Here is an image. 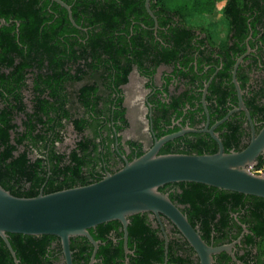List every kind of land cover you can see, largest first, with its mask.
I'll return each mask as SVG.
<instances>
[{
    "label": "trees",
    "instance_id": "obj_1",
    "mask_svg": "<svg viewBox=\"0 0 264 264\" xmlns=\"http://www.w3.org/2000/svg\"><path fill=\"white\" fill-rule=\"evenodd\" d=\"M62 1L70 6L79 28L71 24L67 10L51 0H0V19L11 21L9 25L0 24V185L16 197H34L41 189L48 194L100 180L99 169L109 163L113 153L109 144H113L114 139L108 138L112 133L110 128L97 120L105 110L97 108L101 101L97 96L98 84L86 82L74 89L76 95H70L69 87L98 74L103 86L121 95L119 86L128 82L133 66L149 79L161 65L172 66L173 74L186 77L188 63L195 56L192 50L196 49L190 41L196 27L187 21L196 20V15H211L215 0H192V6L185 1L182 5H171L170 0H150L149 8L157 22L155 32L154 21L145 8L146 0ZM260 11L264 12V0H228L224 13L233 27L236 22L245 20L242 13H257L253 18H258ZM28 79L31 87L26 83ZM163 87L167 89L166 83ZM24 89L34 96L31 112L23 99ZM74 100L82 105L88 117H74L71 113ZM113 100H103L104 107L109 105L108 111ZM116 102L118 111L114 120L126 126L125 110L120 107L122 97ZM64 121L71 123L80 137L72 149L57 151L55 142L63 141ZM115 127L117 131L121 129L117 124ZM86 128L91 129V136L84 134ZM203 142L200 139L189 142L190 146L184 149L177 146L171 153L212 154L217 151V147L210 148ZM127 144L132 148L131 155L127 156L129 160L144 152L138 142L128 141ZM224 151L228 152L226 148ZM263 166L264 158L259 157L254 169ZM168 186L179 188V192H170L169 198L183 206L182 212L193 227L201 215L205 241L210 235L212 219L217 213L223 214L225 201L244 196L193 182L166 184L159 190L165 192ZM210 195H217L220 200L216 202L217 207L211 209L206 207ZM250 197L257 205H264L263 198ZM144 216L130 217L129 233L142 241V253H151L159 241L143 223ZM113 222L119 224L112 221L96 228L103 231L112 227ZM218 224L216 228L223 231V223ZM98 236L103 237L100 233ZM58 240L52 235L8 234L18 264H53L48 247ZM174 261L185 262L181 256ZM0 264H14L1 238Z\"/></svg>",
    "mask_w": 264,
    "mask_h": 264
},
{
    "label": "flooded vegetation",
    "instance_id": "obj_2",
    "mask_svg": "<svg viewBox=\"0 0 264 264\" xmlns=\"http://www.w3.org/2000/svg\"><path fill=\"white\" fill-rule=\"evenodd\" d=\"M227 2L228 0H215L211 15H196L195 19L201 21L202 17L211 18L215 13V16H221L226 24L224 23L221 27H207L201 24L202 26L199 25L193 29L194 33L190 41L196 46L195 51L192 50L195 56L193 55L194 59L188 63L189 72L186 77L173 74L172 66L161 65L157 67L152 79H149L140 75L137 68L133 66L128 75V79L130 78L128 84L119 86L121 95H116L118 93L103 86L98 74L95 77L87 76L84 81L73 85V91H69L70 95H76L74 89H78L86 82L94 81L98 84L99 95L97 96H100L101 101L98 102L97 108L105 110L97 120L99 124L110 128L112 133L108 138L114 139L113 144H109L113 151L112 157L109 163L104 164L103 169H99L101 177L108 172L113 173L122 168L124 164L122 156L127 158L132 152L131 146L127 144L128 141L140 143L142 151H145L154 140L186 130L182 135L162 145L158 153L165 154L162 153L165 150L171 153L177 146L179 149L187 148L190 146L189 142L195 143L199 139L204 140L203 144L208 147H217L218 150L217 141L212 134L217 135L223 149L232 151L236 147L241 148L240 150L245 148L253 134L256 136L261 131L264 126V12L260 11L258 18H253L257 13L244 12L241 15L245 18L243 23L236 22L235 26L230 27L224 13ZM219 3H221V8L216 11L214 8ZM254 19H257L256 22ZM156 29L153 31L155 32ZM191 66L192 71H190ZM133 73H136L135 77L142 81V86L134 85L135 91L138 90V95L134 98L133 114L136 118L135 123L138 125L134 133L141 136L143 141H135L124 135L132 124L129 116L131 106L127 104L130 91L127 92L125 88L131 84ZM234 74L241 90L240 96L233 82ZM26 83L28 87H31L29 79ZM164 83L167 86L166 90L163 87ZM23 94L27 110L31 112V99L34 96L30 95L28 89H24ZM119 96L122 97L120 107L125 110L123 117L127 120L126 126L114 120V114L118 111L116 101ZM108 98H114L109 111V105L104 107L105 101H103ZM175 99L179 100L174 104ZM74 101L71 109L74 117H88L82 105ZM70 105L68 104V107ZM57 112L60 113L59 109ZM17 121L20 120L17 119ZM64 123L65 125L68 123L75 132L71 123L67 121ZM115 124L121 127L119 131ZM90 130L86 128L84 134L91 136ZM79 137L80 135L78 139ZM78 139L66 151L72 149ZM58 144L60 143L55 142V149L60 151ZM260 157L264 158V156ZM179 191L178 187L168 186L163 193L169 196L170 192ZM250 196L232 198L228 203L225 201L226 207L223 214L217 213L212 219L210 235L207 236L208 242L202 238V235L206 233L202 231L201 215L195 221V228L208 245L232 246L236 260L231 259L226 252H221L214 256L213 264H264V205H257V202ZM219 201L217 195H210L206 207L209 209L217 207L216 202ZM175 204L182 212L183 206ZM142 215H145L143 223L149 226L152 235L158 238V245L153 246L155 251L141 252L140 238L130 236L129 217L126 236L119 222V224L113 222L112 227L104 228L103 231L96 228L98 225L89 229L88 232L97 243L96 249L87 238L73 237L70 241L72 264H144L145 262H148L147 264H178L174 258L179 256L184 258L183 264H188L187 261L199 264L192 247L167 218L164 216L157 218L151 213H142ZM218 223H223V231L216 228V225L219 227ZM99 233L103 237H99ZM48 251L51 257L50 254L47 256L53 264H65L59 240L51 243ZM141 260L146 261L141 262Z\"/></svg>",
    "mask_w": 264,
    "mask_h": 264
},
{
    "label": "water",
    "instance_id": "obj_3",
    "mask_svg": "<svg viewBox=\"0 0 264 264\" xmlns=\"http://www.w3.org/2000/svg\"><path fill=\"white\" fill-rule=\"evenodd\" d=\"M51 1L65 8L71 24L79 28L72 18L70 6L62 0ZM149 3L150 0L145 1V8L154 21L153 29H156V17ZM0 24L9 25V22L0 19ZM233 82L240 96L235 74ZM246 115L250 119L247 112ZM184 132L186 130L154 140L147 150L131 160L122 156L124 164L121 169L108 172L100 180L87 185L48 194H44L41 189L38 195L29 198L13 196L0 185V238L14 264H18V260L8 241L9 233L55 236L60 241L65 264H72L71 238L85 237L96 249L97 243L92 239L89 229L118 221L126 236L129 217L142 213L167 218L192 247L199 264H213L214 256L221 252H226L231 259L236 260L232 246L208 245L179 206L159 188L171 183L193 182L264 199V175L251 171L258 158L264 156V126L239 151L225 152L217 135L212 134L218 144L215 153H158L162 145Z\"/></svg>",
    "mask_w": 264,
    "mask_h": 264
},
{
    "label": "rangeland",
    "instance_id": "obj_4",
    "mask_svg": "<svg viewBox=\"0 0 264 264\" xmlns=\"http://www.w3.org/2000/svg\"><path fill=\"white\" fill-rule=\"evenodd\" d=\"M184 1L186 3H188L190 6H192V3H193L192 0H170L169 3L171 5H182V3H184ZM171 8H172V6H171ZM220 8H221V3H219L217 6H215L214 9L216 11H219ZM187 10H188V8H187ZM190 10H191V8L189 9V11ZM187 22H189V24L194 26V27H198L201 24L205 25L207 27H217V26L221 27L224 23L226 24V21H224L221 18V16H219V15L215 16V13H214V15L211 18L210 17L209 18H203L202 17L201 21L200 20L197 21V20H192L191 19V20H188ZM135 75H136V73H133V75L131 76V84H129L125 88L127 92L130 91V93H128L129 95H128V98H127V104H128V106H131L130 110H129V113H130L129 116H130V120H132V124H131V128L128 129L124 133V135H125V137L129 136V137L133 138L135 141H140V140L143 141L141 136H138L137 134L134 133L135 131H137V126H138L137 123H135L136 121L134 119H136V118H134V114H133L134 98H135V95H138V92H137L138 90L135 91L134 85L135 84H139L140 86H142V81L140 79L136 78ZM73 88H74V86L72 85V86L69 87V90L73 91ZM62 133L64 134V138H63L62 143L58 144V147H59L60 151H66L67 149H69L70 147L73 146L74 141L76 139H78V135L73 131L72 127L68 123H66ZM145 145H148V144L145 143ZM251 169H252L251 170L252 172L257 173V172H255L253 170L254 167L251 168ZM263 173H264L263 169H261V170H258L257 174L258 175H264Z\"/></svg>",
    "mask_w": 264,
    "mask_h": 264
},
{
    "label": "built area",
    "instance_id": "obj_5",
    "mask_svg": "<svg viewBox=\"0 0 264 264\" xmlns=\"http://www.w3.org/2000/svg\"><path fill=\"white\" fill-rule=\"evenodd\" d=\"M262 169V168H261ZM261 169H259V170H261ZM252 170V169H251ZM255 172H257L258 173V170H255V169H253ZM263 170H264V168H263Z\"/></svg>",
    "mask_w": 264,
    "mask_h": 264
},
{
    "label": "bare ground",
    "instance_id": "obj_6",
    "mask_svg": "<svg viewBox=\"0 0 264 264\" xmlns=\"http://www.w3.org/2000/svg\"><path fill=\"white\" fill-rule=\"evenodd\" d=\"M229 34V33H228ZM134 44V43H133ZM134 49V48H133ZM204 231V230H203ZM13 246V245H12Z\"/></svg>",
    "mask_w": 264,
    "mask_h": 264
}]
</instances>
